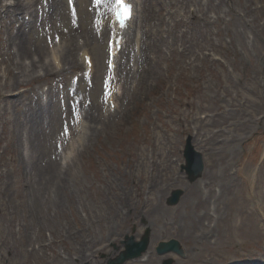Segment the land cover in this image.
Instances as JSON below:
<instances>
[{"label":"rangeland","instance_id":"374dc122","mask_svg":"<svg viewBox=\"0 0 264 264\" xmlns=\"http://www.w3.org/2000/svg\"><path fill=\"white\" fill-rule=\"evenodd\" d=\"M18 1L0 0L12 4L6 15L0 7V264H72L68 257L75 264H106V257H114L112 242L133 230L140 236L146 226L152 231L148 260L126 264L167 258L175 264H264V0H138L134 25L141 30L142 62L131 59L122 107L110 117L98 109L109 36L95 34L97 19L110 14L107 8L97 9L94 0H73V8L68 0H53L51 20L37 21L42 1L33 0L28 14L13 9ZM23 21L33 25L20 27ZM56 34L79 45L73 54L84 45L91 51L97 64L92 83L83 80L79 56L59 71L41 63L32 67V56L49 62ZM160 44L166 59L156 60ZM181 45L191 52L170 54ZM155 61L160 76L152 71ZM7 71L15 76L12 91ZM73 75L81 78L76 93ZM72 102L90 106L93 120L87 121L86 146L59 176L54 142ZM188 138L206 165L195 183L182 170ZM134 143L145 148L137 162L128 150ZM153 148L155 165L164 157L170 165L149 182ZM32 156L44 169L28 162ZM176 188L185 190L184 197L169 207L166 199ZM7 221L24 231L6 236ZM38 227L47 230L45 236L52 233L54 246L23 253L29 236L35 246L44 245ZM171 238L180 241L185 257L156 254L157 243ZM101 252L105 258L96 259Z\"/></svg>","mask_w":264,"mask_h":264},{"label":"bare ground","instance_id":"6f19581e","mask_svg":"<svg viewBox=\"0 0 264 264\" xmlns=\"http://www.w3.org/2000/svg\"><path fill=\"white\" fill-rule=\"evenodd\" d=\"M180 1L181 0H174V4L175 3L178 4V3H180ZM31 2H33V0H26L25 1V4L18 1V3H16V5L14 4V6H13L14 8L13 9H15L16 11H18V10L24 8V12H25L28 9L27 7H31V4H30ZM47 2L49 3V10H50L51 3H52V5H54L53 4V0H47ZM132 2H133V0H132ZM5 5L6 6L2 5V2H1L0 3L1 9H4L5 8V11L11 12V10L8 8V6H11L12 4H5ZM46 18H48V16H46ZM46 21H47V19H46ZM132 24L133 23L130 22L129 28L124 31V37H125V40H126V49H127V47L129 48L130 46L132 48H138V46H139V36H140V33L139 32L140 31L138 30V28H136V26L133 27ZM29 25H31V23H29ZM131 40H133L132 45H130V41ZM78 46H79L78 44L77 45H70V43H62V42H61V45H59V46L58 45H54V48L51 51L52 54H50L51 57L49 58V62L48 61L41 60V58H39L38 60H34V57L32 56L30 58L32 60L31 61L32 67L35 66L37 63H41V66L42 67L48 68L49 66H51L52 69H54L55 71H58L61 67H64V66H61L60 67V62H59L60 60H63L64 62H69L71 64L74 61V58L73 57H75V63H77L76 56L78 57L79 53H77V55H76L75 53L73 54L72 52L74 50L78 49ZM84 46L80 50V51H82V56L85 55V54H89L88 51H87L88 49L85 48ZM24 47L27 48V43L24 45ZM163 48H164V45L163 44H160V45H156L155 46V50L157 52V54H155L156 55V57H155L156 60L158 58L159 59H161V58L166 59L165 58V55L163 56V53L165 52V50ZM19 51H20V48L18 50V53H19ZM125 51L126 50H124L122 52V54H121V57L122 58L124 56ZM185 51L186 52H191V49L184 47L182 51L181 50L176 51L175 49H170L169 52H170V54H173V55L176 54V55H179L180 56V54L184 53ZM48 53H50V52H48ZM137 56H138V54L136 55V57ZM180 58H181V56H180ZM82 63H83V59H82ZM138 63H139V61L137 59L136 60V65H138ZM158 63H159V61H155V67H156V69L152 68V71L153 72H156V74L158 76H160L162 74V71H161L160 68H157ZM29 69H30V67L28 65H26L24 67L23 72H24V77H26V78L29 77L28 76L29 71H30ZM95 69H96V64H95L94 59H93V70L95 71ZM8 73H9V76L11 77L9 71H8ZM14 84L15 83L13 81L12 82L9 81L8 82L9 88H8L7 91H12V89L10 87L13 86ZM115 104L117 105V108L120 107V104H121V98L120 97L115 101ZM112 113L113 112L110 110L108 112V115L107 116L108 117L109 116H112ZM91 120H93V118H91ZM86 133H87V124L85 123V124H82L81 129H78V131H77L78 139L75 142L72 143V145L68 148L67 151L64 152V155L63 156H61V153L59 154L60 157H61L60 158L61 165H63V166H65V165L71 166L73 164V159L72 158L75 157L74 156V153L79 150L78 146H82L83 142L85 141V135H86ZM53 136H54V133H52L51 138ZM3 138H4V134L0 136V139L1 140H3ZM128 150H132L131 155L133 156V162H137L138 159H139V157H140V155L144 153L145 148L140 149V146L138 144H135L134 143L133 145H130V144L128 145ZM128 150H126V152H130ZM152 152H153V150H152ZM28 162L32 163L35 166V168H37V169H41V168L44 169L43 167H41V165H38L39 164L38 163V158H36L34 156H32V158L29 157ZM166 163H169V165H170V161H168V158L167 157H164V161H161L159 165H155V162L152 163V165L154 167L152 168V171H151L152 174H150L149 182H156L157 181V178H158L159 173L162 170H164V168H165V166H163V164H166ZM141 164L144 167L146 166L147 163L145 162V158L142 159ZM169 165H167V166H169ZM54 166L57 168L58 175L59 176H62L64 174V171H63L64 169L63 168H58L57 165H56V163H54ZM45 168H48V167H45ZM49 176H50L49 177V180H52L53 177L55 176V174L50 173ZM44 180H46V179H44ZM67 184H68V181H67V183L65 185H67ZM155 186L156 187H160L161 185L155 183ZM58 193H59V195H63L62 193H64V192H61L60 191ZM56 202H57V199L55 200L54 203L56 204ZM137 202L139 204L141 203V201L139 199H137ZM145 202L147 203L148 200H145ZM124 205L127 208H130L132 206L130 203H127V202H125ZM69 259L72 260L71 257ZM140 261L142 262V260H139L137 262H140Z\"/></svg>","mask_w":264,"mask_h":264},{"label":"water","instance_id":"95a60500","mask_svg":"<svg viewBox=\"0 0 264 264\" xmlns=\"http://www.w3.org/2000/svg\"><path fill=\"white\" fill-rule=\"evenodd\" d=\"M175 193L179 194V192H175ZM170 201L172 202L173 201V198ZM147 244H148L147 238H144L143 241L140 242V243H135L133 241V238H131L130 241L128 242V244H127V252L125 253L124 256H122L116 262V264H121L126 259L135 258L137 256H140L141 253L146 250ZM174 244H175V242H172V243H169V244H161L160 247H163L165 245H172V246H174L176 248V246ZM165 251L166 250H159V253H164ZM175 251H177V250H175Z\"/></svg>","mask_w":264,"mask_h":264},{"label":"snow or ice","instance_id":"6c2138e0","mask_svg":"<svg viewBox=\"0 0 264 264\" xmlns=\"http://www.w3.org/2000/svg\"><path fill=\"white\" fill-rule=\"evenodd\" d=\"M102 0H96V3L99 5ZM115 3L119 8L124 9L123 12L117 10L116 17L121 26H124L125 20L130 18L131 15V5L125 3V0H115ZM58 39V38H57Z\"/></svg>","mask_w":264,"mask_h":264}]
</instances>
